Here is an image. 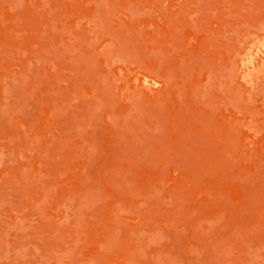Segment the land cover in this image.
Listing matches in <instances>:
<instances>
[{"label":"rangeland","instance_id":"1","mask_svg":"<svg viewBox=\"0 0 264 264\" xmlns=\"http://www.w3.org/2000/svg\"><path fill=\"white\" fill-rule=\"evenodd\" d=\"M0 264H264V0H0Z\"/></svg>","mask_w":264,"mask_h":264}]
</instances>
